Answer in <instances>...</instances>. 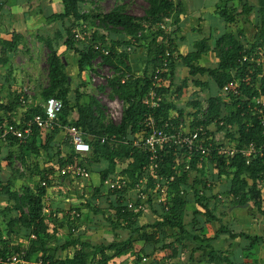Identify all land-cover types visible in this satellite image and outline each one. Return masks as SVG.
Returning <instances> with one entry per match:
<instances>
[{"label":"trees","instance_id":"obj_1","mask_svg":"<svg viewBox=\"0 0 264 264\" xmlns=\"http://www.w3.org/2000/svg\"><path fill=\"white\" fill-rule=\"evenodd\" d=\"M0 1L3 5L7 2V0ZM86 1L89 0H61L63 11L45 16V20L49 23H61L63 31L57 30L52 36L39 38L40 42L49 49L47 58L49 84L42 91V99L46 102L49 98L54 97L64 104L58 126L48 132L35 128L32 138L26 144L20 143L16 139H11L8 143L0 141V151L4 148L8 149L7 157L0 159V162L5 161L8 163L7 165L13 166L17 159L28 168L29 179H34V175H38L41 179L33 186H24L21 191L14 189L12 184L0 182V200L13 203L11 206L0 209V259L3 260L8 255L24 252L25 260L32 264L39 262L41 264H110L115 258L134 253L133 264H140L158 251L172 249L173 256L171 257L178 255V246L183 245L186 239L192 237L185 225L186 211L191 202H194L198 208L196 214L205 215L206 221L215 219L209 210L210 200L206 198V192L209 190L208 183L202 176L207 162L200 163L199 157L195 156L190 162L191 169L186 171L187 158L181 156L180 165L177 170H174L177 158L174 149L169 147L161 152L160 158L156 161L158 163L157 176L164 180L172 194L168 209L155 203L153 192L158 180L154 177L149 178L144 190L149 196L147 204L155 214L153 224L146 222L144 212L135 214L128 210L124 204L129 190L134 189L144 177V167L153 162L149 154L144 152L140 146L135 145L136 138L138 139L144 134L142 124L147 115L152 113L157 119L171 120L175 125L179 124V119L184 117V110L173 105L167 98L159 108L152 111L148 110L142 101L153 84L149 73L153 69L163 66L166 61L169 71L165 72L162 77L175 85L178 43L176 30L170 32L166 26L169 21H172L171 24L177 29L185 19L187 16L185 1L147 0L149 8L145 11L144 16L128 13L124 5H119L107 13L102 12L100 8L85 11ZM258 1L261 19L257 27L255 41L250 46L244 45L234 34L222 36L217 40L215 47L220 59L217 68H205L195 64L203 53L211 49L206 39L195 43L196 51L181 56L185 65L190 69L191 77L200 75L212 78L220 92V95L207 101L209 111L205 115V121L200 120L204 107L202 102L192 103L197 108L194 116L195 121L192 124L204 125L206 128L216 125L218 130H224L227 133L229 140L227 145L236 146L239 149H244L251 143L258 146L264 143V130L261 121L249 106L252 96L256 92L255 84L258 75L263 69L242 61L244 56H255L257 49L264 45V0ZM253 10L254 7L245 2L241 14L249 16ZM234 11L235 14L230 13L227 3L220 7L217 13L226 23H234L237 15L236 10ZM81 23H85L95 30L92 36L85 41L84 48L76 46L73 32L81 26ZM21 39L22 36L16 34L13 41L0 43L5 50L14 52L18 49ZM96 45L108 48L110 54L104 55L98 52L95 49ZM61 46H65L67 51H73L79 55L78 77L81 79L84 78L85 73L95 71L94 64L99 57H102L104 65L114 70L115 76L109 81V84L113 93L127 104V109L119 125L106 121L107 118H105L97 98L91 96L84 102L82 101L85 98L83 92L79 89L72 90L74 77L67 72L64 54L59 51ZM127 47H133V50L129 51ZM141 48L146 51L147 71L143 77L131 78L122 84L121 78L126 73H133L130 64L131 55ZM248 69H255V73L252 85L243 87L244 95L241 97L223 96L221 93L225 85L234 81L236 77L244 75ZM188 84V78L183 80L177 93L183 94L184 89L188 88ZM194 84L203 89L209 87L200 81H194ZM262 90L264 94V78L262 79ZM71 92L74 94L72 98L70 97ZM159 92L167 95L170 93V87L160 88ZM18 105L21 103L0 106V110L10 112L7 117L0 116V125L23 124L36 114H44V108L31 109L21 121H17L15 111ZM224 105L228 107L226 116H223ZM173 111L178 112L175 119L171 117ZM71 113H76L77 119L69 123L68 116ZM221 121H224L223 126L219 124ZM69 125L78 127L84 134L85 140L91 145V152L84 158L85 160L76 153L71 143H67V153L64 154L58 144V136ZM103 138L106 139L104 143L101 142ZM40 159L55 162L59 169L64 168L67 164L79 162L81 159L80 163L86 166L89 171L88 166L100 165L101 161H105L108 163V167L99 171L103 186L108 179L127 178L130 180L129 186L123 191L115 193L108 191V197L112 198L110 208L115 211L113 215L107 214L109 209L91 208L90 206L94 213L107 215L106 220L110 230L115 233V241L110 244L94 245L85 240L84 234L74 236L79 228L75 222L80 219L71 220V213H69L65 223L69 228V236L64 243H59L58 229L50 226L52 221L56 222V220H52L50 218L52 215L47 216L44 212L48 189L54 182L49 179L51 172L41 167ZM210 161L217 171L218 179L230 181L227 197L232 198L238 205L253 202L264 214L262 210L264 194L261 186V183H264V157L255 158L250 164H247L246 158L241 153L232 158L229 163L225 159L216 157ZM123 165L126 166L119 168ZM193 171L197 175L194 184L189 185L188 177ZM16 172L18 173V171ZM20 175L25 177L24 174ZM172 177L174 180L170 182ZM43 182H46V186H43ZM183 191L193 192V198H190L188 194L183 196L181 194ZM198 223L195 221V224ZM126 229L129 230L130 235L123 240L118 231ZM149 229L151 230L149 231ZM168 229L174 230L176 234L169 236ZM219 231L224 232L225 230L220 229ZM230 235L232 238L249 237L245 234L230 233ZM171 237H174L173 242L167 244V240ZM22 239L27 241L26 245L20 242ZM138 242L146 246H154L152 252H147L146 246L141 247L137 244ZM51 245H54L55 248H52ZM71 247L75 248L73 257L60 258L57 256L58 251L64 252ZM0 264L5 263L0 262Z\"/></svg>","mask_w":264,"mask_h":264},{"label":"crops","instance_id":"obj_2","mask_svg":"<svg viewBox=\"0 0 264 264\" xmlns=\"http://www.w3.org/2000/svg\"><path fill=\"white\" fill-rule=\"evenodd\" d=\"M184 1L187 10V16L185 19L179 24L177 29L171 24L172 21H169L168 23L170 32L174 31V29L176 30L178 61L176 62L175 69V85H172L170 81H166L165 88L170 87V93L167 94V99L170 100L173 105L184 110L183 119L186 120L190 125L194 123V116L197 111V108H195L194 104L192 103L201 101L202 104L205 105L210 98L220 95V92L218 95L215 94L217 85L212 78L200 75H197L194 78L191 77L190 69L187 67V65H185L181 59V56H186L189 53L196 51L195 43L206 39L208 44L211 46V49L208 52L203 53L202 57L197 60L195 64L205 68H217L220 62L215 50L217 40L227 34H234V36H236L244 45L250 46V44L255 41V36L258 32L257 27L260 24L261 17L259 15L258 0ZM245 2L254 7L253 12H251L249 16H244L241 14ZM227 3L230 7V13L235 14L234 10H236L237 15L236 21L234 23H226V21L222 19L217 13L220 7L227 5ZM58 4L60 5L58 6ZM62 11L63 5L60 2L58 3L57 0H7L4 5L0 1V42H11L13 41L16 34L22 36V39L19 40V47L14 52L5 50L0 43V106H8L10 103H21V105L17 106L15 111L17 121H21L25 115L29 114L28 112L31 111V109H37L38 106L33 104L34 101L31 99V94L25 93L26 91H29L23 87L21 81L22 78H20L21 76L19 74V68L15 67L14 57L18 51H21L20 46H22L25 41L27 42V36L34 35L32 31H35L36 29L40 31L44 29L49 31V27L56 24L46 22L45 16H49L54 13H60ZM46 36L50 35L42 34V37ZM141 59L142 56L140 57L139 51L131 55L130 64L132 66L133 73L138 77H143L147 71L145 55L144 62H141ZM85 74L83 76L84 80L78 77V73L74 77L75 86L73 83L74 79L72 80L71 86L73 91L76 89L81 91L83 87L82 84L86 80ZM187 78L189 79L188 88L184 89L183 94H179V92L177 93L179 85H181L182 81ZM76 79L79 80L78 83ZM194 81H200L209 85V87L208 89H203L194 84ZM72 96L73 92L70 94L71 98ZM225 107L226 106H224V108ZM8 115H10V112L0 110V116L7 117ZM177 116L178 112L173 111L171 113L172 118L175 119ZM76 119V113H71L68 116L69 123L74 122ZM224 133L219 135H223L227 138V133ZM69 138L70 137L66 131H63L58 136V144H60L63 154V149L65 148L64 141L69 142ZM138 139H140V137ZM84 158L86 157H83V160H85ZM44 162V168L51 172L49 178L53 174L59 173L61 182H57L58 184L63 183L64 180L70 179L71 182H74L73 184H76V187L79 191L81 189L84 191L85 188L82 187L83 184L80 185L78 181L82 180L84 182L90 179L73 178L70 175H63L60 171L61 169L58 168L55 162H50L48 160H44ZM79 162H81V159ZM209 164L214 167L212 162H207L205 169ZM88 167L95 175V172L106 169L108 167V163L103 161L100 164L99 169L92 168V166ZM97 175L98 174L95 176ZM58 179L59 178H55V181ZM100 180L101 177L99 176V182ZM194 181L192 185L194 184ZM222 182L229 183H223L222 185L220 184V188L216 187L217 190H212L210 191L211 193H208V191L206 192V198L210 200L209 210L212 212L215 219L206 221L207 219L205 215H202V213L196 214L198 208L194 202H191L189 204V208L186 211L185 225L192 237L186 239L183 245L178 246V255L176 257H171L173 256L172 249L158 251L152 254L151 257L144 259L140 264H264V214L253 202L246 205H238L234 203V200L227 197L226 195L230 186V181L227 179H222ZM100 183H102V181ZM261 186L262 192L264 194L263 182L261 183ZM102 187L104 189V194H102V192L98 194L100 197H98L93 202L94 206L96 208L99 207L101 201L106 199V205H102L103 207H100L106 210L109 209L107 214L113 215L115 211L110 208L112 198H109V195H107V187L105 185H102ZM49 190L50 189H48L47 197L45 199V206L48 203L47 201H50V203L54 201L53 204L56 205L57 202H55L53 199L56 194L51 193ZM97 191L99 190L94 186L93 194H96ZM189 194L190 192L188 195ZM191 195L193 194L189 195L190 198ZM5 202L7 201L1 200L0 209L5 207L3 205ZM80 204H82L81 201L78 203V208H80ZM57 205H59L58 211H54L56 210L54 208L52 213H54L55 218L56 216L58 217V221L60 220L62 222L63 218L66 219L65 213L67 215L69 213L73 214L78 210L76 213L81 214V210L78 208L76 211L72 212V209L68 208L67 204L64 205L61 203ZM44 209L45 211L47 210L46 207H44ZM262 210L264 211V206ZM144 215L147 223L153 224L155 222V214L151 207L146 209ZM195 221H198L199 223L195 224ZM64 223L66 222L63 221V226L61 225L60 227L65 228L66 225ZM53 228H55L54 225ZM220 229H224L225 231L221 232L219 231ZM150 230L151 229H149V231ZM85 231L88 232L86 229ZM105 232L106 234L103 232L101 235L99 231L93 230V236L91 237L90 242L94 245H98L110 244L115 241V233L112 230ZM167 233L169 236L176 234V232L172 229H168ZM230 233L242 235L245 234L249 237L232 238ZM57 234L59 239H61L60 232ZM80 234L84 233H79L76 231L74 236L77 237L80 236ZM118 234L123 240L127 239L130 235L129 230L127 229L118 231ZM202 238H204V240H202ZM205 239L209 241H206ZM62 240H67L65 235L62 236ZM173 240L174 237L169 238L167 240V244L173 242ZM20 242L25 243L27 241L22 239ZM137 244H139L141 247L146 246L140 242ZM51 247L55 248L54 245H51ZM145 248L147 249V252L151 253L154 246L150 245L146 246ZM74 253L75 248L71 247L64 252L58 251L57 256L60 258H71L74 256ZM134 258V253H128L113 259L110 264H133Z\"/></svg>","mask_w":264,"mask_h":264},{"label":"built area","instance_id":"obj_3","mask_svg":"<svg viewBox=\"0 0 264 264\" xmlns=\"http://www.w3.org/2000/svg\"><path fill=\"white\" fill-rule=\"evenodd\" d=\"M94 31L95 30L87 24L81 23V26L73 31L76 43L88 40ZM95 49L104 55L110 54V50L108 48H103L101 45H96ZM127 49L132 51L133 47H127ZM99 59L98 62H95L96 68L98 65H101L103 71L113 70L111 67L102 63V57H99ZM242 61L243 63H249L253 66L256 65L263 69L258 75V80L255 84L256 92L253 94L249 106L261 121L264 130V94L262 90V79L264 78V45L257 49L255 56H244ZM168 67V62L166 61L163 66H159L149 73L153 84L142 101V104L150 111L159 108L164 103L165 98H167V95L161 94L159 89L165 87L166 80L163 79L162 75L169 71ZM254 70L255 69H248L244 75L238 78L236 77L234 81L225 85L221 94L226 97L229 95H234L235 97L243 96V87H250L252 85L255 73ZM137 77L138 76L134 73H126L121 78V83L125 84L129 79ZM111 78L112 76L102 73L101 71L92 74V80L94 82L101 81L100 85L105 88V92L101 93L97 100L102 105L106 118L109 122L119 125L127 109V104L113 93L109 85ZM224 106L223 116H226L228 114V112H226L227 106L225 108ZM63 108L64 104L62 101L54 97L49 98L44 104L43 115L36 114L23 124H1L0 141L8 143L11 139H16L20 143L26 144L32 138L35 128H39L46 132L53 131L59 124V116ZM208 111L209 106L205 104L203 113L200 115L201 121H205V115L208 114ZM219 124L223 126L224 121H221ZM142 126L144 134L140 139L135 140V145L140 146L144 152L149 154L153 162L151 165L144 167V177L136 184L134 189L129 190L127 199L124 201L127 209L135 214L145 212L149 207L147 204L149 196L144 190L146 189L150 177H154L158 180L153 192L155 203L168 209L172 194L168 190V185L162 178L157 176L156 173V169L158 168V163H156V161L160 158L161 152L168 147L174 149L177 158L173 167L174 170L178 169L181 156H186L187 158L186 171L191 169L190 162L195 156L199 157L200 163L211 162L210 160L215 157L218 159H225L227 163H229L232 158L241 153L246 158L247 164H250L255 158L264 157V143L259 146L251 143L244 149H239L236 146L227 145L228 142L218 141V135L225 131L218 130L216 125H212L209 128H206L204 125H189L183 118L179 119V124L175 125L173 121L157 119L151 113L147 115ZM65 131L69 135L70 143L74 147L76 153L82 157H86L91 152V145L85 140L82 131L75 125L66 126ZM105 140L106 139L103 138L101 142L104 143ZM60 171L63 175H70L73 178L89 179L91 175L88 168L80 162L67 164ZM173 180L174 177L170 179V182ZM129 184L130 180L127 178L108 179L105 181V186L108 191L112 193L123 191ZM43 186H46V182H43ZM212 187L213 183L208 182V188L211 189ZM181 194L187 196L188 193L183 191ZM44 212L46 213L45 209ZM80 217L81 214L79 213L74 212L71 214V220L76 221ZM24 256V252L22 254L8 255L5 260L0 259V262H4L5 264H32L26 261ZM37 264H41V262Z\"/></svg>","mask_w":264,"mask_h":264},{"label":"rangeland","instance_id":"obj_4","mask_svg":"<svg viewBox=\"0 0 264 264\" xmlns=\"http://www.w3.org/2000/svg\"><path fill=\"white\" fill-rule=\"evenodd\" d=\"M58 3H61V0H57ZM60 4H58L59 6ZM125 6V10L133 15L137 16H144L145 11L149 8V3L147 0H89L88 2L84 4V10L89 11L90 9L93 8H100L102 12L107 13L113 10L117 6ZM57 6V7H58ZM32 8V7H30ZM166 28L169 30L168 26ZM35 30V29H34ZM61 30L63 31V26L61 23H56L55 25L49 27V31H46L45 29L40 31L36 29L35 31H32L34 35H28L27 42L25 41L22 46H20V50L16 53V56L14 57L15 60V67L19 68V74L20 78L23 84V87L28 90L29 92H25L26 94L30 93L31 94V99L34 101L33 104L37 105L38 108H43V105L45 104L44 100L42 99V91L48 86L49 84V79H48V64H47V58L49 55V49L45 44L40 42V37H42V34H49L53 35L55 31ZM86 45L85 41L81 43H76V46L79 48H84ZM61 54H64V61L67 62V72L70 76L75 77L78 73V60H79V55H77L73 51H67L65 46H61L59 49ZM140 57L142 56L141 62H144V55H145V50L140 49ZM100 59L98 58L95 62H98ZM143 65V64H142ZM97 71H101L102 73H105L107 75L112 76L111 79L114 78L115 72L114 70H108V71H103V67L101 65H98L97 68H95V71L87 72L85 74L86 80L84 81L83 86L81 89V92L85 95V98L82 99V101L86 102L89 97L93 96L95 98H98L101 93L105 92V88L100 85L101 81L94 82L92 80V74L96 73ZM25 73V74H24ZM78 79V78H77ZM77 83L79 80H77ZM110 79V80H111ZM74 86H75V79L73 81ZM87 83V84H86ZM86 84V85H85ZM110 85V84H109ZM111 87V86H110ZM75 88V87H74ZM103 88V89H102ZM110 89V88H109ZM111 91V90H110ZM24 92V91H23ZM215 94H219V90L216 88L215 89ZM74 96V94H73ZM72 96V97H73ZM101 105V104H100ZM102 108V105H101ZM103 111V109H102ZM228 112V108L226 110ZM104 113V111H103ZM105 115V114H104ZM106 118V116H105ZM106 121L109 122L108 119ZM69 140V139H68ZM218 141H223L225 143L228 142V139L224 137L223 135H218L217 137ZM68 141H64L65 148L63 149L64 153H67V148H66V143ZM70 142V140H69ZM8 154V149H3L0 151V159H4L7 157ZM103 161H101L102 163ZM100 163V164H101ZM5 161L0 162V182H3L4 184H12L14 189L21 191L24 186L30 185L33 186L35 183L40 182V177L38 175H34V179H29L28 178V173H27V167L22 165V163L15 159L14 165L9 166L7 165ZM40 164L41 167L44 168V160L40 159ZM126 165L120 166L119 168H122ZM100 165L98 164H93L92 168H98L99 169ZM32 168V166H31ZM121 171V169H118ZM18 171V173L16 172ZM20 172V173H19ZM96 174H99V172H95ZM20 174H24L25 177H22ZM90 180L88 181H78L80 185L83 184L84 191L81 189L80 191L77 189L76 184H73L74 182H71L70 179L64 180L63 183L58 184L57 182H61V177L59 176V173L53 174L50 176V180L54 182V184L49 187V191L51 193L56 194L53 199L57 204L63 203L64 205L67 204L68 208L72 209L73 211H76L78 208V203L79 201L82 202L80 204L79 210H81V216L79 221H76L75 224L78 226V232L79 233H84L85 240L91 241V237L93 236L92 232L94 231H99L100 234L105 231L110 230L109 223L106 220L107 215H103L102 213H94L91 209L94 206V201L100 197L98 194L102 192L104 194V189L102 187L101 180L99 182V176H95L92 171H90ZM196 172L193 171L189 174L188 177V183L189 185H192L193 181L196 178ZM116 176V175H115ZM202 176L206 183L212 182L213 187L208 190V193H211L210 191L212 190H217V188H220V184L222 185L223 183H229V182H222V180L218 179L217 176V171L215 168L209 164L208 167L203 170ZM55 178H59L58 180L55 181ZM97 182V183H95ZM94 186L99 190L96 192V194H93V188ZM81 187V188H82ZM217 187V188H216ZM222 188V186H221ZM224 188V186H223ZM191 189V188H190ZM190 194H193V192H190ZM189 194V195H190ZM105 198V197H103ZM191 198H193V195H191ZM65 201V202H63ZM106 199H103L101 203L99 204L100 206L106 205L107 202H105ZM50 205H48V203ZM46 203V215H52L50 218L53 220L55 219L56 222L52 221V224L50 225L51 228L56 227L60 232V238L59 243L62 244L65 241L62 240V236L65 235V238L67 239L69 236V228L66 226L65 228L60 227L61 225L63 226V221L66 222V219H62V222L59 220L58 217H54L53 210L54 208L58 211L59 205H54V201L50 203V201H47ZM0 205H1V200H0ZM5 207L6 206H11L13 203L5 202L3 204ZM56 206V207H54ZM99 206V207H100ZM102 206V207H103ZM4 207V208H5ZM96 208V207H95ZM78 212V210L76 211ZM84 212V214H83ZM83 214V215H82ZM70 215V214H69ZM65 216L67 214L65 213ZM85 217V218H84ZM62 218V217H60ZM65 224V223H64ZM66 225V224H65ZM83 228V229H82ZM61 229V230H60ZM85 229L88 231L86 232ZM82 230V231H81ZM59 237V236H58ZM34 238V237H33ZM26 245L25 243H22Z\"/></svg>","mask_w":264,"mask_h":264}]
</instances>
